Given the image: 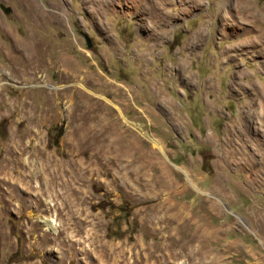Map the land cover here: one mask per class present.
<instances>
[{"label":"rangeland","instance_id":"374dc122","mask_svg":"<svg viewBox=\"0 0 264 264\" xmlns=\"http://www.w3.org/2000/svg\"><path fill=\"white\" fill-rule=\"evenodd\" d=\"M30 2L0 0V264H264V0Z\"/></svg>","mask_w":264,"mask_h":264},{"label":"bare ground","instance_id":"6f19581e","mask_svg":"<svg viewBox=\"0 0 264 264\" xmlns=\"http://www.w3.org/2000/svg\"><path fill=\"white\" fill-rule=\"evenodd\" d=\"M28 1V3L30 2V0H27ZM222 5H224V6H226L227 5V2L226 1H223L222 2ZM239 5H242L244 8L242 9V11H247L248 10V7H249V1H240V3H239ZM34 6V5H33ZM37 6V5H36ZM32 8V4H31V2H30V9ZM54 16V15H53ZM76 71H77V69L76 70H72V72L71 73H67L66 75H65V77L64 78H66V79H68V80H71V82H72V85H70V87H69V89L70 90H73V89H75L76 88V86L73 84L74 83V80H75V82H76V79H74L76 76L74 75L75 73H76ZM82 72V71H81ZM63 74V73H62ZM76 75H77V73H76ZM86 75V74H85ZM26 76V75H25ZM89 76V75H88ZM78 77V76H77ZM83 77V76H82ZM84 78V77H83ZM92 77H90V79H91ZM89 79V78H88ZM79 83V82H78ZM81 83V82H80ZM84 83V82H83ZM89 83V82H88ZM85 84V83H84ZM87 85V84H86ZM82 86V85H81ZM66 88V87H65ZM83 88H85V87H83ZM81 89V88H80ZM118 89V88H117ZM83 91V90H82ZM75 94V93H74ZM79 96V95H78ZM84 97H85V95H84ZM93 97V96H92ZM88 98V97H87ZM87 98H86V100H87ZM100 98V97H99ZM107 99V98H106ZM91 100H92V98H91ZM105 100V99H104ZM111 100V99H110ZM110 100H109V102H110ZM89 102V101H88ZM91 102H93V101H91ZM94 102H96V101H94ZM111 103V102H110ZM109 104V103H108ZM107 104V105H108ZM88 105H90V104H88ZM95 105V104H94ZM96 106V105H95ZM110 106V105H109ZM117 106V105H116ZM97 107H100L99 105L97 106ZM102 107H103V105H102ZM118 107V106H117ZM120 110V109H119ZM121 111V110H120ZM123 119L126 121V118H124L123 117ZM42 223L45 225V227L47 228V229H50V230H55V222L52 220V219H48V218H42Z\"/></svg>","mask_w":264,"mask_h":264},{"label":"water","instance_id":"95a60500","mask_svg":"<svg viewBox=\"0 0 264 264\" xmlns=\"http://www.w3.org/2000/svg\"><path fill=\"white\" fill-rule=\"evenodd\" d=\"M87 44L89 45L90 43H89V42H87Z\"/></svg>","mask_w":264,"mask_h":264},{"label":"trees","instance_id":"16d2710c","mask_svg":"<svg viewBox=\"0 0 264 264\" xmlns=\"http://www.w3.org/2000/svg\"><path fill=\"white\" fill-rule=\"evenodd\" d=\"M56 144V143H55Z\"/></svg>","mask_w":264,"mask_h":264}]
</instances>
